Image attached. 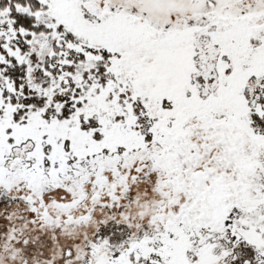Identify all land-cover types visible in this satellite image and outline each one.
<instances>
[{
    "label": "snow or ice",
    "instance_id": "6c2138e0",
    "mask_svg": "<svg viewBox=\"0 0 264 264\" xmlns=\"http://www.w3.org/2000/svg\"><path fill=\"white\" fill-rule=\"evenodd\" d=\"M0 264H264V0H0Z\"/></svg>",
    "mask_w": 264,
    "mask_h": 264
}]
</instances>
